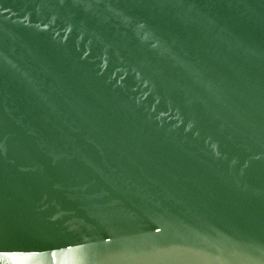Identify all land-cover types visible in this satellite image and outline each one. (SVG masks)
Returning <instances> with one entry per match:
<instances>
[{
    "label": "water",
    "instance_id": "95a60500",
    "mask_svg": "<svg viewBox=\"0 0 264 264\" xmlns=\"http://www.w3.org/2000/svg\"><path fill=\"white\" fill-rule=\"evenodd\" d=\"M0 264H264V0H0Z\"/></svg>",
    "mask_w": 264,
    "mask_h": 264
}]
</instances>
